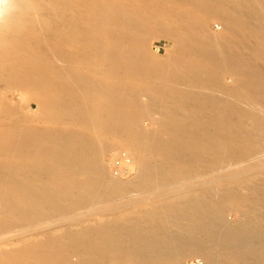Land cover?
<instances>
[{"label":"bare ground","instance_id":"1","mask_svg":"<svg viewBox=\"0 0 264 264\" xmlns=\"http://www.w3.org/2000/svg\"><path fill=\"white\" fill-rule=\"evenodd\" d=\"M9 4L0 17V235L13 247L0 264H183L190 254L264 264V212L244 206L235 224L224 218L226 200L242 196L233 179L264 168V134L253 132L264 131V0ZM210 18L219 32L207 30ZM159 36L161 56L146 48ZM117 141L133 149L136 174L125 182L105 163ZM208 165L231 169L192 176Z\"/></svg>","mask_w":264,"mask_h":264},{"label":"rangeland","instance_id":"2","mask_svg":"<svg viewBox=\"0 0 264 264\" xmlns=\"http://www.w3.org/2000/svg\"><path fill=\"white\" fill-rule=\"evenodd\" d=\"M223 23L219 21L216 18H210L207 21V30L213 33L219 32L222 29ZM168 42L166 41L165 38L159 36V37H153L148 40L146 48L147 50L157 56H161L165 54V48ZM259 62L264 65V59H260ZM230 78L227 79V84H230ZM19 95V96H18ZM5 96L8 97V99L12 102L17 101L20 98V94L17 93V95L9 94L7 91L5 93ZM19 97V98H18ZM261 98L259 99V105L264 107V96H260ZM34 108H36L34 106ZM139 114H142L140 111L138 112ZM146 116L143 115L141 116L142 119V124L145 127L151 126V121L152 119L150 118L147 119L145 118ZM145 118V119H143ZM150 122V123H149ZM253 132L256 134H264V131H261L259 129H253ZM133 149L122 143V142H115L113 149L110 150L106 156H105V163H107V169H109V174L114 177V179H119L117 181L119 182H125L128 181L129 179H132V177L135 176L136 174V166L133 161ZM260 158H264V149L263 152L260 153L259 155ZM261 161H264L262 159ZM210 162H206L205 164H209ZM233 165V164H232ZM231 168H228L226 166H218V167H211L210 165L207 166L205 169V172L198 171L197 169L194 170L192 169L191 174L195 178H200L203 177L206 180H211L218 175L224 176V175H229L228 171ZM260 173L259 178L257 179H248L247 175H249L247 172H243L240 175H238V179H233V182L231 183L233 187L236 188V191L242 194L241 197L237 198H229L226 200L227 203H229V207L226 210L225 213V220L228 221L231 224H235L239 218H240V211L244 209V206H250L252 209L260 210L264 212V191L259 190L258 186H264V168L260 171H258V174ZM179 185V184H178ZM176 186V188L181 189L184 187L183 184ZM173 185L172 187H174ZM181 186V187H180ZM219 186L224 187L225 186V181H219ZM259 190V191H257ZM151 206L149 203L142 204L136 211L132 210H123L117 215H113V218L118 220V221H124L125 219H129L134 217L136 214L138 215V212H144L150 209ZM138 211V212H137ZM239 211V212H238ZM110 214V213H109ZM136 215V216H137ZM100 218L99 215L92 216V220L98 221ZM149 218L147 219L148 222ZM151 220V219H150ZM153 220L148 223L152 225ZM73 227V228H72ZM70 229H77V226L75 224L72 226ZM9 234H3L0 235V253L2 251L8 252L10 248L13 247V244H8L5 242L6 236ZM75 260V257L73 258ZM106 264H112L111 262H106ZM126 264H130L129 261H126ZM183 264H204L203 262V256L200 254H190L187 255L183 259Z\"/></svg>","mask_w":264,"mask_h":264},{"label":"clouds","instance_id":"3","mask_svg":"<svg viewBox=\"0 0 264 264\" xmlns=\"http://www.w3.org/2000/svg\"><path fill=\"white\" fill-rule=\"evenodd\" d=\"M11 11L9 0H0V17H8Z\"/></svg>","mask_w":264,"mask_h":264}]
</instances>
